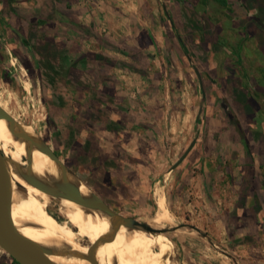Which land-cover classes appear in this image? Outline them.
<instances>
[{
  "label": "rangeland",
  "instance_id": "1",
  "mask_svg": "<svg viewBox=\"0 0 264 264\" xmlns=\"http://www.w3.org/2000/svg\"><path fill=\"white\" fill-rule=\"evenodd\" d=\"M0 107L177 264H264V0H0Z\"/></svg>",
  "mask_w": 264,
  "mask_h": 264
},
{
  "label": "bare ground",
  "instance_id": "2",
  "mask_svg": "<svg viewBox=\"0 0 264 264\" xmlns=\"http://www.w3.org/2000/svg\"><path fill=\"white\" fill-rule=\"evenodd\" d=\"M33 132L31 126L21 127L11 116L10 120L0 118V151L4 157L13 231L17 236L51 250L55 264H177L173 260V247L159 239L160 234L136 228L128 230L116 217L99 210L84 209L60 199L57 212L64 220H56L48 212L52 198L24 177L44 183L62 179L72 183L74 177L70 172L64 176L60 165L42 152L39 138ZM16 134L26 135L36 146ZM77 188L82 198H91L92 192L83 183ZM157 207L159 213L146 223L149 226L170 222L163 199L157 202ZM83 238L89 244L81 243Z\"/></svg>",
  "mask_w": 264,
  "mask_h": 264
},
{
  "label": "water",
  "instance_id": "3",
  "mask_svg": "<svg viewBox=\"0 0 264 264\" xmlns=\"http://www.w3.org/2000/svg\"><path fill=\"white\" fill-rule=\"evenodd\" d=\"M199 79V77H198ZM200 84V81H199ZM0 118L10 120V116L0 108ZM17 137H22L32 145L33 142L26 136L16 134ZM36 146V145H34ZM42 152L46 153L51 159L55 160L61 167L64 176L66 172H69L66 167L56 158V156L47 148L40 145ZM192 145H189L183 156L175 164V166L180 163ZM174 166V167H175ZM71 174V173H70ZM72 175V174H71ZM73 176V175H72ZM24 180L29 184L40 190L41 192L49 195L51 198L66 199L76 203L77 205L83 207L84 209H95L102 213L116 217L121 226L126 229H140L145 233L150 234H165L160 229L152 228L146 223L139 222L135 219L122 217L115 211L110 209L100 198L91 195L90 199H84L78 193L77 185L67 182L62 179L61 182L49 181L44 183L40 180L34 178L24 177ZM0 249L8 254L17 264H55L51 259V250L40 247L36 244L30 243L21 237L17 236L13 231V224L10 215V199L8 194V183L5 175L4 169V157L0 151Z\"/></svg>",
  "mask_w": 264,
  "mask_h": 264
},
{
  "label": "trees",
  "instance_id": "4",
  "mask_svg": "<svg viewBox=\"0 0 264 264\" xmlns=\"http://www.w3.org/2000/svg\"><path fill=\"white\" fill-rule=\"evenodd\" d=\"M56 44H55V42L52 40V39H50V40H46L45 42H44V45L42 46V51H44V52H46L47 54H50L51 55V57L53 58V59H55V55H56V50H55V46ZM95 58H96V60H99V61H102V60H104L101 56H99V55H95L94 56ZM43 64H45L46 66H47V61L46 62H44ZM237 128V127H236ZM238 129V128H237ZM16 263V262H15ZM17 264V263H16Z\"/></svg>",
  "mask_w": 264,
  "mask_h": 264
},
{
  "label": "crops",
  "instance_id": "5",
  "mask_svg": "<svg viewBox=\"0 0 264 264\" xmlns=\"http://www.w3.org/2000/svg\"><path fill=\"white\" fill-rule=\"evenodd\" d=\"M245 151H246V155L250 158V154L246 148ZM0 264H12V260H9V258H7L5 254L0 253Z\"/></svg>",
  "mask_w": 264,
  "mask_h": 264
}]
</instances>
